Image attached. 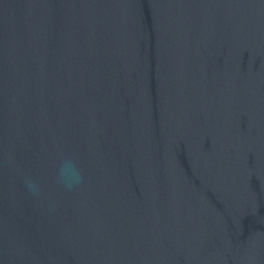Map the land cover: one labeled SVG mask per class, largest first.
<instances>
[{
	"label": "water",
	"instance_id": "95a60500",
	"mask_svg": "<svg viewBox=\"0 0 264 264\" xmlns=\"http://www.w3.org/2000/svg\"><path fill=\"white\" fill-rule=\"evenodd\" d=\"M0 264H264V0H0Z\"/></svg>",
	"mask_w": 264,
	"mask_h": 264
},
{
	"label": "clouds",
	"instance_id": "9594fccd",
	"mask_svg": "<svg viewBox=\"0 0 264 264\" xmlns=\"http://www.w3.org/2000/svg\"><path fill=\"white\" fill-rule=\"evenodd\" d=\"M66 167H71V164L70 163L66 164Z\"/></svg>",
	"mask_w": 264,
	"mask_h": 264
}]
</instances>
